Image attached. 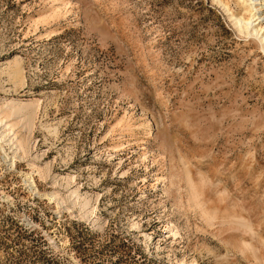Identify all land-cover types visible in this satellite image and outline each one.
I'll return each mask as SVG.
<instances>
[{"label":"rangeland","instance_id":"374dc122","mask_svg":"<svg viewBox=\"0 0 264 264\" xmlns=\"http://www.w3.org/2000/svg\"><path fill=\"white\" fill-rule=\"evenodd\" d=\"M10 103L0 264H264V53L213 0H0Z\"/></svg>","mask_w":264,"mask_h":264},{"label":"bare ground","instance_id":"6f19581e","mask_svg":"<svg viewBox=\"0 0 264 264\" xmlns=\"http://www.w3.org/2000/svg\"><path fill=\"white\" fill-rule=\"evenodd\" d=\"M260 1L263 3H261ZM213 2L218 5L226 14L235 32L244 38H254L258 42L261 51L264 53V18L261 17L260 13L261 9L264 10V0H234V3L239 9L237 14H233L230 11L227 5V0H213ZM20 73V68L15 67L14 69H12L13 75L20 77ZM12 104L13 103H10L8 105L6 104L8 108L3 112L1 111L0 113V150L2 151L4 147H7L5 150H3V158L7 159V156L11 155L8 159V162H10L11 166L14 164V160L16 158L21 159L25 155L24 147L22 144L23 142H21L17 138L15 132H13V128L15 125L12 123L5 122V120L12 115V111L15 109ZM22 108H25V106H23ZM2 145L4 146L2 147ZM7 150L10 151V153L5 154ZM183 177L188 187L187 190L190 195V201H196L200 193L194 187L193 181L191 180L190 173L187 168H183ZM27 181L29 186H31L32 189H35L32 178H28ZM195 204V206L201 209L200 200ZM200 211L201 213L206 214V212L202 209ZM211 217L208 216L207 220H210ZM237 225L238 227H241L244 231H248L249 229L248 225L244 223L242 219L239 223H237Z\"/></svg>","mask_w":264,"mask_h":264}]
</instances>
